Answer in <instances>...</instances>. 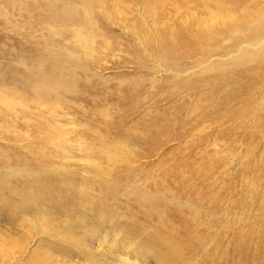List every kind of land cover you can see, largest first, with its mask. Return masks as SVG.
Returning a JSON list of instances; mask_svg holds the SVG:
<instances>
[{
  "label": "rangeland",
  "instance_id": "rangeland-1",
  "mask_svg": "<svg viewBox=\"0 0 264 264\" xmlns=\"http://www.w3.org/2000/svg\"><path fill=\"white\" fill-rule=\"evenodd\" d=\"M67 1L96 23L81 45L54 0H0V264H264V65L173 74L192 48L231 51L264 0L121 7L128 36L105 0ZM101 30L124 50L74 78Z\"/></svg>",
  "mask_w": 264,
  "mask_h": 264
},
{
  "label": "bare ground",
  "instance_id": "bare-ground-1",
  "mask_svg": "<svg viewBox=\"0 0 264 264\" xmlns=\"http://www.w3.org/2000/svg\"><path fill=\"white\" fill-rule=\"evenodd\" d=\"M54 1L58 3L59 10L69 17L68 20L75 23L74 30L76 31V36L79 40V45L83 44V42H82L83 38L78 32L79 27H85L86 30L91 29L92 31H97L96 23L90 19L92 17L91 14L88 15L87 13H84L83 11L77 10V9H76L77 12H75V8L73 6H71L67 0H54ZM155 1H159V0H105L104 2H102L100 4L101 8L99 10V13L103 17V19L105 20V22L107 24H109L111 26H116L117 29L121 30L122 33H124L125 35L128 36L129 34H132V31H131V29H129V27H128L129 25L127 26V24H126V18L128 17V15L124 14L123 11L128 12L129 8L131 6H133L136 8V10H138V12H137L138 15L141 18H143V20L145 22H150L144 16V12L142 10L146 5H148L151 2H155ZM175 1H177V0H175ZM213 1L214 0H196V2H190L189 0H180L179 2H183L187 5H192V6L200 5L203 7H208L209 4H211V3L215 4ZM229 1H234V0H229ZM179 2L173 8L176 10V14H178V12H179L178 11L179 8H177V7H179V5H178ZM107 4H110L113 14H115V13L118 14L116 17H113L111 12L110 13L107 12L108 11V9H106ZM215 5H218V2ZM121 7H122L123 11L119 12V9ZM214 9L216 10L217 13L215 14L214 11L211 12L212 15H210L209 17L212 18V20L214 18L223 19L227 15V14L226 15L223 14V7H221V6H219L218 8H214ZM218 13L222 16H219ZM191 14H193V16H194L195 13H191ZM136 16H137V14H136ZM113 18L116 19V21H120V20L123 21L122 22L123 27L119 26L120 25L119 23L113 22L112 21ZM147 25H149V23ZM94 34L95 35L90 37V38H84V39H89L87 43H84V47H80L83 51L82 50L79 51V54H81L84 57V58H82V59H84V63L83 62H82V64L76 63L74 65V70H76V72H77L73 75L74 78L84 76L87 81H90V79H92V80L100 79V76L93 74L95 72L94 69L101 71L102 70V67L100 65L101 61L106 60V57L108 58V55L113 53V52H117V51L119 52V51H121V49L124 50V48L122 46H119L120 45L119 43L110 42V41L106 42V38H104L105 36H104V32L102 33V30L98 31L97 33H94ZM133 34L136 36L134 38L136 40L135 42H137V44L139 45V48L144 50L145 52H148L146 49L148 43L145 42V39L143 37H140L139 35H137L134 32H133ZM234 35H235V33H234ZM235 36L236 37H235L234 41L232 42L234 47L231 51L220 52L217 49H220L221 45L217 49H205L202 51L200 49H197V48L190 49L192 51L188 55L182 57L183 64H181V63L175 64L176 72H174L173 74H175L176 77L194 75V73H196L197 71L211 70L210 69L211 67L218 68L220 66H223L224 63H230V62L233 63L234 65H240V60L238 59L239 55H242L244 57L251 56L254 63H257L260 66L264 65V22H261V23L257 24V26L250 28L247 35H243V34L238 35L237 34ZM116 39H118V38H116ZM92 44L96 45V47L93 46ZM152 45H154V44H151V46ZM209 47L212 48L211 46H209ZM215 51H217V52L213 53ZM122 52H124V51H122ZM164 52H166V51H164ZM136 55H137V53H136ZM219 55H221V56H219ZM164 56H166V58H167L168 55L166 53H164ZM170 59H172L171 56H170ZM215 60H218L219 62H214ZM157 67L166 71L165 67L163 66V56H161L160 54L157 55L156 57H154V68H157ZM91 71H93V72H91ZM3 80H4V71H2L0 69V85L3 83ZM44 80H47L44 76H40L39 78L37 77V79H36V81H38L39 86H42V82ZM131 84L135 86L134 91L136 92V94L141 97L145 88L142 87V85H140L139 83H131ZM190 85H191V83H189V82H186L185 84H181V86H180L181 90H182L181 92L189 91L191 89ZM37 91L38 90L35 87H32V91H31L32 93L31 94L39 96L40 93L37 94ZM42 92H44V91H42ZM178 96H180V95H178ZM175 97L176 96L174 95L172 97V100H174ZM134 98H135V96L133 94H131L128 102L124 105V107L128 108L130 105L133 106V103H137L136 107H139L140 103L135 102L136 99L134 101ZM0 103L4 104V102H2L1 100H0ZM143 105L144 104L142 103L140 107H142ZM6 107H8V105H6ZM136 107H134V108H136ZM171 129L173 130L175 128H171ZM160 131H168V130L161 129ZM28 264H30V261L28 262Z\"/></svg>",
  "mask_w": 264,
  "mask_h": 264
}]
</instances>
